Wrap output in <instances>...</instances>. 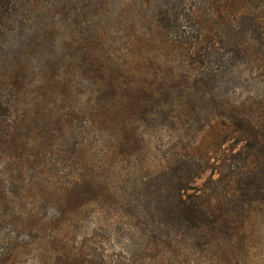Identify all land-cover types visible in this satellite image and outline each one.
<instances>
[{"label":"rangeland","instance_id":"obj_1","mask_svg":"<svg viewBox=\"0 0 264 264\" xmlns=\"http://www.w3.org/2000/svg\"><path fill=\"white\" fill-rule=\"evenodd\" d=\"M205 1L15 4L20 27L8 29V48L0 45V264H226L193 242L185 204L195 207V187L211 195L208 205L223 193L210 182L212 156L230 157L247 141L222 134V152L213 128L264 105V62L200 49L195 14ZM249 6L260 15L264 0ZM238 11L226 14L230 24ZM103 65L122 67L138 101L144 89L191 86L217 103L177 97L173 114L136 122L124 145L113 95L96 90L108 85ZM248 97L259 102L240 106ZM187 162L201 175L180 192ZM255 231L235 264H264L263 217Z\"/></svg>","mask_w":264,"mask_h":264},{"label":"trees","instance_id":"obj_2","mask_svg":"<svg viewBox=\"0 0 264 264\" xmlns=\"http://www.w3.org/2000/svg\"><path fill=\"white\" fill-rule=\"evenodd\" d=\"M254 1L256 0H206L203 5H200L202 15L195 14V21L204 30L197 32L198 35L195 38L200 49L208 55L219 48L228 49L224 52L225 58L231 59L233 53L241 52L246 63L264 62V10L260 12V15L252 13L249 4ZM18 3L19 0H0V45L3 48H8L6 39L9 36L8 29H13L12 33H14L20 27L21 21L18 20L14 7L15 4L18 6ZM235 8L239 11L234 14V24H230L226 14L234 11ZM207 10L212 11V14L207 13ZM195 12L198 13L197 10ZM213 15L214 18H211ZM199 16H204V19H200ZM191 26L192 24L185 27L192 29ZM222 27L224 30L219 34ZM199 54L200 51L198 58H200ZM95 56L93 53L91 59ZM120 68L122 69L119 66L113 68L111 65L108 67L103 65L102 78L106 81L105 78L109 77L108 85L98 86L96 90L102 91V95L105 96L113 95V122L120 127L124 145L131 146L130 137L134 134L133 129L136 130L135 126L148 120L150 115L152 116L149 121L170 114L167 112L170 110L173 114V102L177 97L187 98L189 102L207 100L213 104L217 103L214 93H207L211 94L210 98L198 97V92L195 93V88L191 86H185L183 89H179L180 86L176 89L174 86H160L157 91L144 89L142 92L145 95H140V101H138L135 95L137 91L131 83L128 86L123 84L125 77L121 75ZM124 72L127 73L126 70ZM256 79L254 78L253 81ZM202 81L203 79L198 80V86ZM108 87L110 90H107ZM254 90L256 87L253 88ZM200 94L205 96L206 93ZM250 98L241 101L240 106L246 107L247 104V107L251 108L252 102L254 104L259 102L256 99L248 102ZM226 101L231 102V99ZM195 106L197 105L191 104L186 105L185 108L194 109ZM104 112V115L108 114L107 110ZM238 115L230 116L236 118ZM232 123L233 125L225 130L218 125L213 128L216 129L215 144L222 152L221 147L226 142L224 138L226 139L229 134L235 136L237 143L247 141L235 153L233 150L236 146L230 145L228 151L233 152L230 157L225 151L224 157L219 160L216 155L212 156L213 175L217 176L210 182L219 183L218 186H213L214 191L222 190L223 193H216L217 199L213 198L208 205L205 197L209 199L211 195L206 194L202 188L195 187L197 193L192 195L193 199L197 200L195 207L185 204L186 210L190 209L187 210L188 218L186 219L190 222L193 242L201 245L202 248L209 244L211 248L220 252L223 260L227 261L226 264H235L239 260L236 256L246 249L244 240L256 236V227L261 217L264 218V105H258L252 112L247 110L239 119H232ZM186 165L185 176L179 177V186L175 184L180 192L185 190V186L186 189L189 188L188 180L201 175L199 170L192 168L191 163L187 162ZM180 201L185 203L183 199ZM255 215L259 218H255Z\"/></svg>","mask_w":264,"mask_h":264}]
</instances>
